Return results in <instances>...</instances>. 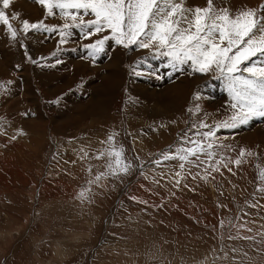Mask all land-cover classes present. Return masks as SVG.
<instances>
[{"label": "rangeland", "instance_id": "rangeland-1", "mask_svg": "<svg viewBox=\"0 0 264 264\" xmlns=\"http://www.w3.org/2000/svg\"><path fill=\"white\" fill-rule=\"evenodd\" d=\"M214 2L233 12L264 4ZM186 6L204 7L206 0H186ZM4 11L10 18L18 14L10 19L18 35L12 39L0 25V264H213V257L224 255L221 231L228 259L215 264H233L237 254L229 246L248 253L250 259L237 255L243 264H264V244L227 240L229 232L236 234L229 219L248 221L253 232L242 235L264 231V193L257 191L264 118L217 132L235 149L225 156L235 159L241 147L258 155L240 167L229 165L231 172L221 168L208 181L201 178L206 165L186 166L176 185L177 161H155L193 124L230 115L223 81L188 66L169 77L166 58L113 41L93 61L83 45L98 36L85 40L73 29L61 43L58 32H23L24 20L63 23L58 15L46 17L36 0H13ZM197 93L201 99L194 100ZM196 104L202 110L189 112ZM113 132L133 168L109 177L104 187L93 185L92 202L81 203L76 196L91 178L88 165L95 174L105 170V160L82 161L80 149L93 155Z\"/></svg>", "mask_w": 264, "mask_h": 264}, {"label": "snow or ice", "instance_id": "snow-or-ice-1", "mask_svg": "<svg viewBox=\"0 0 264 264\" xmlns=\"http://www.w3.org/2000/svg\"><path fill=\"white\" fill-rule=\"evenodd\" d=\"M13 0H0V25L6 26L12 39H16L18 32L10 19H16L18 14L13 13L11 18L4 11ZM46 10V17L58 15L63 23L48 26L43 21L35 23L23 21V32L29 30L43 32H58L60 42L66 43L73 35V29H78L85 40L98 36L94 42L83 45L88 57L95 61L106 50L109 41L124 48L135 46L139 49H148L156 58H166L165 67L173 72H183L188 66L192 73L207 75L215 73V78L221 79L229 97L230 115L222 120L208 124L200 120L192 125L195 132L189 135L192 129L184 132L175 146L160 154L157 165L164 161L175 160L179 171L174 173L175 184L179 185L184 179L186 166L203 167L201 178L208 181L212 173L221 168H232L229 165L240 167L247 157L258 155L252 150L241 147L235 159L225 156L228 150L235 151L231 145L222 143L227 137L217 136L220 129H236L248 125L255 119L264 118V4L257 8L245 7L233 12L229 7H217L214 0H206V6L187 7L186 0H36ZM87 17V19H86ZM59 63V61H57ZM136 75H141L136 72ZM163 79V76H157ZM201 99L197 93L194 100ZM202 109L199 104L188 111L196 114ZM207 115V114H206ZM207 129L206 131H203ZM19 134H24L22 131ZM113 132L106 141H101L106 147L97 150L90 156L89 152L80 149V160H105L104 171L93 174V165L89 164L87 173L91 177L87 187L77 193L76 198L81 203H91L93 185L104 187V182L112 178L128 175L133 168L131 161L125 156V148L118 145ZM16 137H12L15 139ZM75 163V161L73 162ZM258 192L264 193V167H259ZM190 174V172H189ZM234 174V173H233ZM199 175V173H197ZM195 178V177H193ZM158 183V181H156ZM186 186V185H185ZM135 199V197H133ZM147 203L146 201H140ZM249 207H257L249 204ZM261 207H264L262 205ZM247 215V213H245ZM237 219H240L237 217ZM228 225L236 230V234L229 232V241H249L253 244H264V231L255 235H242L241 230L253 232L248 227V221ZM225 221H220L221 230ZM264 227V226H262ZM260 237V239H257ZM220 251L222 257H213V264L217 259H228V252L224 250L225 236L221 231ZM233 254L250 259L243 248L229 246ZM233 255V264H243L242 260ZM203 264V262H202Z\"/></svg>", "mask_w": 264, "mask_h": 264}, {"label": "bare ground", "instance_id": "bare-ground-1", "mask_svg": "<svg viewBox=\"0 0 264 264\" xmlns=\"http://www.w3.org/2000/svg\"><path fill=\"white\" fill-rule=\"evenodd\" d=\"M114 70V68H111L110 69V71H113ZM116 74V71L114 70L113 72H112V76H114ZM174 83V82H173ZM87 144V143H86ZM97 145V143L92 139V138H90L89 140H88V145H90L91 147H93L94 148V146H96ZM69 153V152H68ZM142 181V180H141ZM139 187V186H138Z\"/></svg>", "mask_w": 264, "mask_h": 264}]
</instances>
